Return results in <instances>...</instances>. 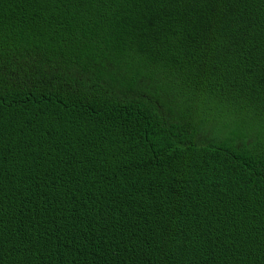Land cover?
Here are the masks:
<instances>
[{
    "label": "trees",
    "instance_id": "16d2710c",
    "mask_svg": "<svg viewBox=\"0 0 264 264\" xmlns=\"http://www.w3.org/2000/svg\"><path fill=\"white\" fill-rule=\"evenodd\" d=\"M0 264H264V0H0Z\"/></svg>",
    "mask_w": 264,
    "mask_h": 264
}]
</instances>
